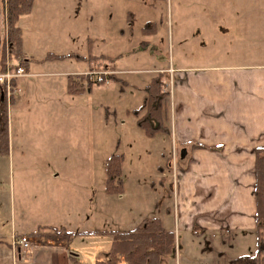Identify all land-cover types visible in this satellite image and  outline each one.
I'll use <instances>...</instances> for the list:
<instances>
[{
    "label": "rangeland",
    "instance_id": "1",
    "mask_svg": "<svg viewBox=\"0 0 264 264\" xmlns=\"http://www.w3.org/2000/svg\"><path fill=\"white\" fill-rule=\"evenodd\" d=\"M67 10L44 8L42 2L38 12L21 14L16 21L17 27H33L26 34L29 42L22 48V58L28 60L29 72L37 75L19 80L15 104L12 97L7 105L0 102L7 107L11 156L0 154V225L7 229L10 221H26L28 216L47 220L40 203L61 205L68 185L64 180L70 176L75 184L94 189L97 228L135 229L145 218L163 216L159 209L167 202L172 205V173L166 165L172 158L170 139L164 134L146 136L137 127L144 89L152 78L146 70L200 66L212 60L264 63V0H82L80 10L68 15ZM6 13L7 1L0 0V59L16 64L6 39ZM144 28L148 32L143 33ZM51 53L67 57L54 60L48 58ZM90 54L103 57L89 60ZM108 56L116 69L131 71L80 95L61 96L65 77L58 72L103 71L96 65L108 63ZM111 155L120 156L121 174L111 183L115 190L107 192L106 164ZM43 170L59 174L52 180L56 192L48 201V189L36 174ZM175 235L174 252L162 264H229L235 252H246L237 251L231 240L223 241L217 254L205 241L211 257L191 259L182 233ZM109 240L97 236L95 241L67 242L82 252L84 264H95L94 248L107 254ZM223 250L230 251L225 260L220 257ZM246 250L250 257L256 254L257 238Z\"/></svg>",
    "mask_w": 264,
    "mask_h": 264
},
{
    "label": "crops",
    "instance_id": "2",
    "mask_svg": "<svg viewBox=\"0 0 264 264\" xmlns=\"http://www.w3.org/2000/svg\"><path fill=\"white\" fill-rule=\"evenodd\" d=\"M42 2L44 8L47 5L49 8L68 9V15L75 13V8L80 10L82 0H34L30 12H38ZM73 7L71 13L69 9ZM20 27L24 48L29 42L26 34L33 27ZM108 58L111 59L110 56ZM109 60L105 72H110L113 78L131 71L116 69L113 61ZM23 61L28 75L14 81V94L11 96L14 104L16 92L21 91L19 80L37 75L29 72L28 60L23 58ZM146 71L152 77L161 75L169 105L167 133L164 135H168L172 148L171 161L166 164L172 173V205L167 202L165 207L161 206L159 214L163 212V216L158 218L166 230L174 235L177 231L182 233L187 257L210 258L211 254L203 244L205 241L211 244V251L218 250L219 254L222 242L233 240L237 251L240 248L246 252H235L229 264H236L237 260L246 262L240 259L251 258L246 248L256 240L254 150L264 145V63L223 61L218 64L212 60L200 66H160ZM58 75L66 79H62L64 84L61 82V96L72 95L66 88L68 77L72 75L65 71L58 72ZM5 103L7 105V101ZM142 113L143 110L138 115ZM158 134L162 133L153 137ZM49 171L36 172L43 181V188L48 189V192L44 191L47 201L56 192L52 180L58 179L59 175L55 173L52 176ZM165 171V168L160 171L162 179ZM90 177L91 171H88ZM65 179L64 183L68 185L63 189L66 198L61 205L40 203L42 211L48 214L47 220L37 221L28 216L26 221H10L7 229L0 225V264H84L82 252L71 248L67 241L74 238L95 241L97 236H108L112 244L111 232L128 230L97 228L94 189L90 184H75L70 176ZM43 188L40 189L41 194ZM171 216L173 222L170 221ZM41 226L64 228L73 236L69 240H52L32 235ZM20 235L30 238L33 244L30 251L13 244V238ZM102 249L95 247V255L105 251ZM228 251L223 250V257L221 254L220 257L225 260Z\"/></svg>",
    "mask_w": 264,
    "mask_h": 264
},
{
    "label": "trees",
    "instance_id": "3",
    "mask_svg": "<svg viewBox=\"0 0 264 264\" xmlns=\"http://www.w3.org/2000/svg\"><path fill=\"white\" fill-rule=\"evenodd\" d=\"M6 39L11 47V56H14L18 63L24 65L22 30L16 26V21L21 14L30 12L34 0H6ZM143 33L148 32L147 28L142 29ZM67 55L49 54L50 59H64ZM103 57L90 54L88 59L96 60ZM105 57V56H104ZM80 58V57H79ZM109 60V58L107 57ZM5 60L0 59L4 65ZM96 67L105 71L108 64H97ZM95 71V70H90ZM114 79L112 74L102 75L101 81L92 80L89 75L76 74L68 77L67 92L72 95L82 94L86 88L94 84H102L105 79ZM95 79V78H93ZM14 84V82H13ZM1 90V89H0ZM144 99L141 110L143 113L137 119V127L146 135L153 137L156 133H167L168 122V100L164 91V81L160 74L151 78L145 86ZM0 102L2 101L0 92ZM8 114L6 105H0V154H8ZM255 153V187L256 199V238L257 252L251 258H245L248 264H264V145L257 146ZM108 176L107 192L114 191L113 184L120 180L121 158L118 155H111L106 164ZM111 183H113L111 185ZM144 222L130 230H117L111 232L112 244L107 254L99 253L95 264H162L168 259L175 248V235L166 230L160 218L148 217ZM32 235L52 240H69L73 233L64 228L39 227ZM241 260V259H240Z\"/></svg>",
    "mask_w": 264,
    "mask_h": 264
},
{
    "label": "built area",
    "instance_id": "4",
    "mask_svg": "<svg viewBox=\"0 0 264 264\" xmlns=\"http://www.w3.org/2000/svg\"><path fill=\"white\" fill-rule=\"evenodd\" d=\"M92 78V80L101 81L102 75L107 76L110 72H98V71H89L85 73ZM28 75L26 68L23 65H16L12 67L10 58H7L4 62V65L0 63V92L1 98L4 101H9L13 95V82L20 77ZM95 78V79H93ZM105 82H108V79H105ZM13 244L20 246L23 250L30 251L31 240L27 235H20L13 238Z\"/></svg>",
    "mask_w": 264,
    "mask_h": 264
},
{
    "label": "water",
    "instance_id": "5",
    "mask_svg": "<svg viewBox=\"0 0 264 264\" xmlns=\"http://www.w3.org/2000/svg\"><path fill=\"white\" fill-rule=\"evenodd\" d=\"M0 43H1V38H0ZM1 45V44H0Z\"/></svg>",
    "mask_w": 264,
    "mask_h": 264
}]
</instances>
